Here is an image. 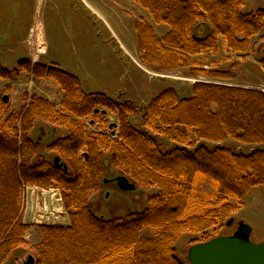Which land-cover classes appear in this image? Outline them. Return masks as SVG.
Here are the masks:
<instances>
[{
	"label": "trees",
	"instance_id": "trees-1",
	"mask_svg": "<svg viewBox=\"0 0 264 264\" xmlns=\"http://www.w3.org/2000/svg\"><path fill=\"white\" fill-rule=\"evenodd\" d=\"M131 1L168 28L159 37L143 18L135 25L140 58L158 71L232 78L226 71L206 70L196 57L218 55L222 41L227 52L246 54L264 29V9L244 13L247 0ZM204 22L208 31L198 28ZM23 72L54 81L63 99L58 108L35 94L24 113L6 115L9 104L0 98V264L28 246L26 235L33 227L22 220L28 185L57 188L71 221L68 228L37 226L42 243L33 248L35 264H184L177 250L184 234L217 229L245 204L253 188L264 186V148L246 154L220 145L233 140L264 146L261 91L198 83L191 98H181L170 88L145 107L138 129L130 121L139 110L132 102L86 93L80 80L57 64L23 60L14 70L0 64V79H17ZM96 110L118 117V137L104 133L107 128L90 134L86 121L100 114ZM37 121L67 130L48 147L63 167L38 158L39 144L31 137ZM161 138L175 147L163 149ZM106 154L110 165L138 186L157 187L143 212L115 220L93 213L90 199L99 190ZM205 180L215 188L214 205L194 202ZM146 229L155 234L143 237Z\"/></svg>",
	"mask_w": 264,
	"mask_h": 264
},
{
	"label": "rangeland",
	"instance_id": "rangeland-1",
	"mask_svg": "<svg viewBox=\"0 0 264 264\" xmlns=\"http://www.w3.org/2000/svg\"><path fill=\"white\" fill-rule=\"evenodd\" d=\"M89 1L94 8L90 9L92 15L85 13L79 0H27L28 7L26 10L36 14L34 22L37 23V26L34 30H43V37L39 40L36 49L37 59L40 61L44 59L45 64H57L62 70L76 76L86 93H103L112 99L132 102L139 109L130 118L134 127L142 128L141 122L145 107L163 91L170 88L175 90L181 98H191L193 88L198 83H215L264 91V68L262 64L264 40L260 37L255 44L251 42L252 49H249L246 54H233L227 52L225 48L218 55L196 57L198 63L206 70L226 71L231 74L232 78L198 77L193 76L190 70L158 71L156 68H146L139 64L140 54L135 25L137 19L143 18L159 37L165 36L168 28L157 25L147 11L131 0ZM16 5L14 8L12 7L14 13L19 9ZM258 9H264V0H247L242 11L252 13ZM198 28L208 31L210 25L204 22ZM198 36L202 37L203 34H198ZM12 60L13 58L10 57L6 66L8 70L18 67V62ZM11 111L14 110L9 106L6 115ZM91 120L95 124L99 123L102 130L108 126V119L101 113ZM37 122L31 137L39 144L38 158L53 163L58 155L56 152L50 151L48 147L52 142L67 136L68 132L63 128L54 129L52 125L44 121ZM89 131L90 134H93L98 130L90 129ZM162 144L165 150L175 147L168 140H162ZM207 144L210 148L216 146L212 143ZM220 145L246 154L256 148H264V146L244 145L233 140H228ZM109 159L108 154L103 158L102 181L97 191L98 194L92 198L93 213L105 220H115L143 212L147 207L148 198L158 193L157 187L142 188L133 179L127 177L130 182L136 185V190H120L117 187L116 179L125 175L110 165ZM195 193L194 202L196 205L207 200V203L215 204L212 198L215 197L216 193L212 182L202 181ZM233 203L236 204V202ZM62 205L67 215V223H63L60 218L55 224L29 225L33 228H37L39 225L57 227L68 225L70 222L69 213L64 204ZM26 213L27 197L25 190L23 222H26ZM230 219H234L235 222L228 226L227 223ZM230 219L222 223L217 229L209 230L205 234H184L177 243L178 257L182 262L189 264L187 254L192 244H200L208 237L215 235H233L237 223L240 221L251 227V241L253 243H264V186L253 188L248 193L245 204ZM154 234L153 229H146L143 232L144 237H152ZM30 251L31 249L27 246L17 251L7 264H23L28 257L26 253L30 254Z\"/></svg>",
	"mask_w": 264,
	"mask_h": 264
},
{
	"label": "crops",
	"instance_id": "crops-1",
	"mask_svg": "<svg viewBox=\"0 0 264 264\" xmlns=\"http://www.w3.org/2000/svg\"><path fill=\"white\" fill-rule=\"evenodd\" d=\"M0 64L7 69V64L9 58L12 57L16 62H21L24 59L30 60L33 64L43 63L46 61L42 59L41 61L37 59L36 49L38 47V42L43 37V30H34L37 26V23L34 22L36 14L34 12H28L26 9L28 7L27 0H0ZM83 6L85 13L92 15L90 9H94L89 0H79ZM15 4L19 8L14 13L12 7L14 8ZM10 7V8H9ZM31 7V4H29ZM9 8V9H8ZM264 36V29L262 33L257 36L252 44H255L256 40ZM252 44L250 49H252ZM222 41L221 51L226 47ZM53 64V63H52ZM12 70V69H11ZM42 96L57 107L61 105L63 99V91L61 88L52 80L49 79H35L31 73H23L19 78L13 80H3L0 79V96L9 97V106L11 109L18 112L24 113L30 103V98L33 95ZM23 96H28V101H23ZM108 115V116H107ZM104 115L108 120H114L117 122V116L113 114ZM91 121L90 129L93 131L99 130V123L93 125ZM38 122L35 123V128ZM40 123V122H39ZM39 126L41 124H38ZM99 127V128H98ZM116 131L119 130L118 127H114ZM34 132V131H33ZM98 192L92 195L90 199V204L92 205V198L97 195ZM27 215V214H26ZM26 224V222H24ZM29 225V224H27ZM31 226V225H30ZM58 227H71V221L69 224ZM144 232V231H143ZM142 232V236L144 237ZM150 238V237H146ZM26 241L28 243L27 248L31 249L30 254L26 253L27 256H33V248L42 243V236L40 231L37 228H32L26 235Z\"/></svg>",
	"mask_w": 264,
	"mask_h": 264
},
{
	"label": "water",
	"instance_id": "water-1",
	"mask_svg": "<svg viewBox=\"0 0 264 264\" xmlns=\"http://www.w3.org/2000/svg\"><path fill=\"white\" fill-rule=\"evenodd\" d=\"M8 100L7 96L3 97L5 103ZM100 112V110H96L95 114ZM102 114L106 115L107 112L102 111ZM54 165L63 167L59 157L54 159ZM116 184L123 191L136 190V185L125 176H119L116 179ZM234 222V219H230L227 225L231 226ZM251 235V227L240 221L237 223L233 235L219 236L208 242L191 246L187 254V261L189 264H264V243H253ZM25 264H35V258L29 256Z\"/></svg>",
	"mask_w": 264,
	"mask_h": 264
},
{
	"label": "bare ground",
	"instance_id": "bare-ground-1",
	"mask_svg": "<svg viewBox=\"0 0 264 264\" xmlns=\"http://www.w3.org/2000/svg\"><path fill=\"white\" fill-rule=\"evenodd\" d=\"M138 62L141 66H144L146 68L149 67L142 62L141 58H139ZM207 84L219 85L215 83ZM255 90L264 93V91L262 90ZM25 190L27 197V215L25 220L26 224H55L60 218L63 223H67V215L62 205L63 199L61 198L59 190L45 189L29 185L25 187Z\"/></svg>",
	"mask_w": 264,
	"mask_h": 264
},
{
	"label": "flooded vegetation",
	"instance_id": "flooded-vegetation-1",
	"mask_svg": "<svg viewBox=\"0 0 264 264\" xmlns=\"http://www.w3.org/2000/svg\"><path fill=\"white\" fill-rule=\"evenodd\" d=\"M22 61H23V60H22ZM29 61H30V60H29ZM19 63H20V62H19ZM19 63H18V65H19ZM31 63H32V62H31ZM36 64H40V63H36ZM32 65H34V64L32 63ZM12 70H14V69H12ZM23 73H27V72H23ZM23 73H22V74H23ZM22 74H21V75H22ZM31 74H32V73H31ZM33 77H34V76H33ZM3 80H4V79H3ZM5 96H6V95H5ZM3 97H4V96H0V98H2V100H3ZM7 97H8V96H7ZM26 97H27V100H25V99H24L25 96H23V101H26V102H27V101H28V96H26ZM8 98H9V97H8ZM7 104H9V100H8ZM27 109H28V108H27ZM17 112H18V111H17Z\"/></svg>",
	"mask_w": 264,
	"mask_h": 264
}]
</instances>
